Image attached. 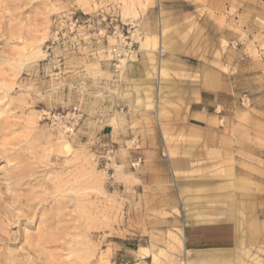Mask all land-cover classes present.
<instances>
[{"label":"rangeland","instance_id":"374dc122","mask_svg":"<svg viewBox=\"0 0 264 264\" xmlns=\"http://www.w3.org/2000/svg\"><path fill=\"white\" fill-rule=\"evenodd\" d=\"M253 192L264 0H0V264H264ZM206 221L236 246L188 251Z\"/></svg>","mask_w":264,"mask_h":264},{"label":"crops","instance_id":"0c3cea01","mask_svg":"<svg viewBox=\"0 0 264 264\" xmlns=\"http://www.w3.org/2000/svg\"><path fill=\"white\" fill-rule=\"evenodd\" d=\"M150 70V69H149ZM149 72V71H148ZM214 97H217L212 91L206 89H200L197 91L195 86L188 88V101L194 108H199L198 112H206V105L212 106ZM147 144L149 147H158V140L153 138ZM157 149V148H156ZM145 149L147 155H154L159 150ZM254 197L264 196L261 193H252ZM186 235L185 240L187 242V248L190 252L208 251V250H220L230 249L236 246L239 240L238 225L232 221H219V222H202L198 224H191L184 228ZM128 246V245H126ZM146 247V246H143ZM127 252H133V249L126 248ZM187 251V252H188ZM130 260L137 263V257L129 254ZM152 262L153 256L149 254L145 257Z\"/></svg>","mask_w":264,"mask_h":264},{"label":"built area","instance_id":"2783aa9c","mask_svg":"<svg viewBox=\"0 0 264 264\" xmlns=\"http://www.w3.org/2000/svg\"><path fill=\"white\" fill-rule=\"evenodd\" d=\"M116 50V49H115ZM141 160V158H139L138 162H135L134 164L136 163H139V161ZM113 264H129V263H124V262H114Z\"/></svg>","mask_w":264,"mask_h":264}]
</instances>
